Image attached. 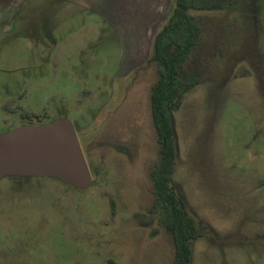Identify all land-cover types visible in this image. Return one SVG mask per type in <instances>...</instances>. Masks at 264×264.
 I'll list each match as a JSON object with an SVG mask.
<instances>
[{
	"label": "rangeland",
	"instance_id": "1",
	"mask_svg": "<svg viewBox=\"0 0 264 264\" xmlns=\"http://www.w3.org/2000/svg\"><path fill=\"white\" fill-rule=\"evenodd\" d=\"M99 8L50 7L32 36L24 25L0 36V135L69 121L91 175L85 189L3 177L0 264H173L171 238L148 211L160 150L150 57L172 0H140L138 16ZM200 15L207 25L196 69L206 82L171 113L172 180L196 229L205 226L190 264H264V0Z\"/></svg>",
	"mask_w": 264,
	"mask_h": 264
},
{
	"label": "trees",
	"instance_id": "2",
	"mask_svg": "<svg viewBox=\"0 0 264 264\" xmlns=\"http://www.w3.org/2000/svg\"><path fill=\"white\" fill-rule=\"evenodd\" d=\"M237 1L172 0L169 17L154 37L150 60L156 64L157 80L150 88L149 105L160 150L158 163L149 175L153 204L148 211L160 217L161 225L171 238L173 264H190L192 242L201 236L199 233L205 226L198 222L200 229H196L195 218L187 209L185 197L172 180L176 156L170 113L180 108L188 91L206 82L201 77L203 71L196 69L203 53L201 45L204 25H207L200 14L223 12L234 7ZM224 50L220 48L216 54L222 57ZM216 54L211 56L209 67L207 69L206 65L204 70L205 73L207 69L210 80L215 75Z\"/></svg>",
	"mask_w": 264,
	"mask_h": 264
},
{
	"label": "water",
	"instance_id": "3",
	"mask_svg": "<svg viewBox=\"0 0 264 264\" xmlns=\"http://www.w3.org/2000/svg\"><path fill=\"white\" fill-rule=\"evenodd\" d=\"M170 128L176 154L173 116ZM3 177H49L76 189L91 184V175L72 124L66 120L22 127L0 135V180Z\"/></svg>",
	"mask_w": 264,
	"mask_h": 264
},
{
	"label": "crops",
	"instance_id": "4",
	"mask_svg": "<svg viewBox=\"0 0 264 264\" xmlns=\"http://www.w3.org/2000/svg\"><path fill=\"white\" fill-rule=\"evenodd\" d=\"M35 5L38 8L36 14L38 17L33 19L36 23L31 20V17L26 18V16L32 14ZM55 6H57V9L61 7L66 10L69 8L72 12L78 11L82 7L85 9L100 7L99 9L102 12L99 14L101 16H111L115 13L135 16L144 14L143 11L139 10L140 0H131V2L126 0H0V36L19 25L26 27L25 34L28 36L31 29H34V27L39 28L41 25L45 10L50 9V7L55 8ZM30 35L32 36V34ZM38 35L43 36V33Z\"/></svg>",
	"mask_w": 264,
	"mask_h": 264
},
{
	"label": "flooded vegetation",
	"instance_id": "5",
	"mask_svg": "<svg viewBox=\"0 0 264 264\" xmlns=\"http://www.w3.org/2000/svg\"><path fill=\"white\" fill-rule=\"evenodd\" d=\"M21 118H23V119H29V120H31V119H40V117L38 116V115H33V114H25V115H21Z\"/></svg>",
	"mask_w": 264,
	"mask_h": 264
}]
</instances>
